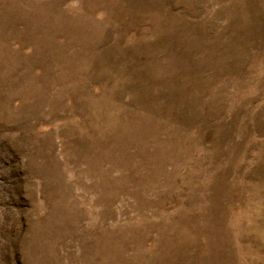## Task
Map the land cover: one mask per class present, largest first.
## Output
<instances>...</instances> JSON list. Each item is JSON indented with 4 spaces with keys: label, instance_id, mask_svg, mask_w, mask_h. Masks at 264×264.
<instances>
[{
    "label": "rangeland",
    "instance_id": "1",
    "mask_svg": "<svg viewBox=\"0 0 264 264\" xmlns=\"http://www.w3.org/2000/svg\"><path fill=\"white\" fill-rule=\"evenodd\" d=\"M0 264H264V0H0Z\"/></svg>",
    "mask_w": 264,
    "mask_h": 264
}]
</instances>
